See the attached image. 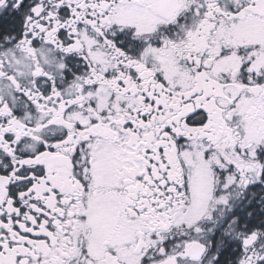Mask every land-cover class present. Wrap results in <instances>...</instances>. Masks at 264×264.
Masks as SVG:
<instances>
[{
	"label": "snow or ice",
	"instance_id": "obj_1",
	"mask_svg": "<svg viewBox=\"0 0 264 264\" xmlns=\"http://www.w3.org/2000/svg\"><path fill=\"white\" fill-rule=\"evenodd\" d=\"M0 264H264V0H0Z\"/></svg>",
	"mask_w": 264,
	"mask_h": 264
}]
</instances>
